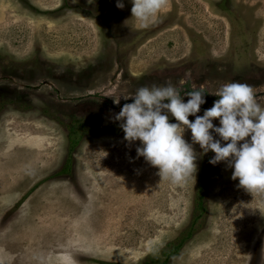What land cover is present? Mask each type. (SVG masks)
Segmentation results:
<instances>
[{
    "label": "rangeland",
    "instance_id": "1",
    "mask_svg": "<svg viewBox=\"0 0 264 264\" xmlns=\"http://www.w3.org/2000/svg\"><path fill=\"white\" fill-rule=\"evenodd\" d=\"M124 3L0 0V264H160L192 226L167 264H264V197L199 145L195 180L160 178L115 120L166 81L197 115L229 82L264 105V0H168L148 29Z\"/></svg>",
    "mask_w": 264,
    "mask_h": 264
},
{
    "label": "clouds",
    "instance_id": "2",
    "mask_svg": "<svg viewBox=\"0 0 264 264\" xmlns=\"http://www.w3.org/2000/svg\"><path fill=\"white\" fill-rule=\"evenodd\" d=\"M130 18L139 29H148L160 21L168 0H128ZM93 4L94 0H87ZM123 9L124 0H116ZM206 91L195 89L185 94L170 81L163 85L140 87L123 105L115 120L128 144L139 141L137 157H143L158 169L160 178L174 185L195 180L199 145L202 153H214L209 163L224 162L232 169L231 179L245 191L264 197V105L252 86L229 82L215 93L210 109L200 112ZM187 96V102L184 97ZM129 98V97H128ZM195 117L189 120V117ZM174 119L175 122H170ZM218 120V126L213 123ZM190 131V142L185 139Z\"/></svg>",
    "mask_w": 264,
    "mask_h": 264
},
{
    "label": "trees",
    "instance_id": "3",
    "mask_svg": "<svg viewBox=\"0 0 264 264\" xmlns=\"http://www.w3.org/2000/svg\"><path fill=\"white\" fill-rule=\"evenodd\" d=\"M74 128L72 126H70V136L73 137L74 136ZM74 138H72L71 140H73ZM77 143V140H75V142L73 143V145ZM73 145H70V149H72ZM66 169V168H65ZM201 184V183H200ZM200 184H199V189H200ZM202 195H200L196 201H195V205H194V213H193V222H195L197 216H200L202 215L204 212H205V205L202 201V198H201ZM192 229H193V226L188 229L185 234H182L181 235V238L180 240L176 243V242H173L171 245H169L168 247H166V249L162 252V255L164 256V259L163 261L160 263V264H167L168 261L170 260L171 257H173V255H176L177 254V251L179 249V247L185 242V240L187 238H189L192 234ZM178 245V246H177ZM171 246V247H170Z\"/></svg>",
    "mask_w": 264,
    "mask_h": 264
}]
</instances>
